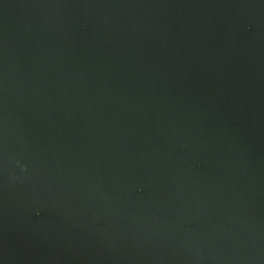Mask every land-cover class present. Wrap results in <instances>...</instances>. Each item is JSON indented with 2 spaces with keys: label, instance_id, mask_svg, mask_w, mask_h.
Listing matches in <instances>:
<instances>
[{
  "label": "water",
  "instance_id": "obj_1",
  "mask_svg": "<svg viewBox=\"0 0 264 264\" xmlns=\"http://www.w3.org/2000/svg\"><path fill=\"white\" fill-rule=\"evenodd\" d=\"M0 264H264V0H0Z\"/></svg>",
  "mask_w": 264,
  "mask_h": 264
}]
</instances>
